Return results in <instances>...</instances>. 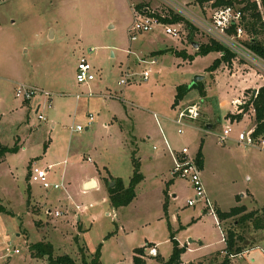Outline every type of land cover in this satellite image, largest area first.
Segmentation results:
<instances>
[{"label":"rangeland","instance_id":"obj_1","mask_svg":"<svg viewBox=\"0 0 264 264\" xmlns=\"http://www.w3.org/2000/svg\"><path fill=\"white\" fill-rule=\"evenodd\" d=\"M169 1L179 4L180 10ZM256 1L264 20V6ZM139 4L148 13L172 16L169 20L174 14L183 15L191 25L173 22L180 28L178 37L159 28L139 33L132 41L133 6ZM235 5L242 7L245 2ZM221 6L199 0H0V145H20L0 161V264H49L47 257L32 255L30 245L38 241H50L55 255L68 253L78 261L81 247L89 260L102 243L103 263L116 264L118 256L128 258L123 246L119 247V237H124L131 250L147 243L153 246L154 241L159 257L167 260L173 250L171 232L188 245L183 255L187 262L221 264L229 257L230 264H264V231L248 224L237 227L244 233L246 249L230 256L223 239L229 228L236 227L235 219L218 218L222 230L218 215L201 210L203 201L190 206L188 199L195 196L192 182L174 176L169 157H163V131L171 145L174 137L175 147H187L190 157L197 156L204 142L207 157L202 177L216 211L237 205L247 211L264 206V146L218 141L226 124L232 125L231 134L237 137L254 124L251 119L231 120L226 108L218 107L226 89H216L212 100L218 114L208 120L213 128L198 129L190 122L178 133L179 125L167 119L175 117L188 101H200L197 121L205 115L208 105L203 106L198 88L180 101V108L174 105L176 86L191 84L197 75L212 78L211 72L220 70L241 83L253 78L257 84L264 82V60L256 55L235 53L231 62L223 61L214 70L209 67L221 52L197 55L194 61L177 55H194L193 42L216 40L195 17L209 18ZM263 36L258 35L259 39ZM251 37L246 32L239 40L243 44ZM82 55L89 58L95 74L85 84L76 78ZM146 70L150 71L148 80L142 75ZM126 71L133 76L126 84L119 83ZM208 80L209 76L207 81L203 78L204 87ZM22 84L48 91L51 97L40 91L32 99L17 97L16 88ZM77 94L82 97L78 99ZM252 96V89H247L243 103L249 105ZM89 113L95 115L94 123L82 131L72 130L78 124L86 126ZM39 114L46 120H40ZM134 155L144 159L145 178L129 205L115 208L103 184L99 189L82 186L84 178L106 168L128 185ZM156 157L163 159L160 173L149 162ZM51 164L48 180L52 186L45 189L30 181L40 203L28 201L32 166ZM55 183L60 187L55 188ZM76 204L86 208L78 210ZM81 226L87 230L81 232ZM149 249L148 264H155L157 257Z\"/></svg>","mask_w":264,"mask_h":264},{"label":"trees","instance_id":"obj_2","mask_svg":"<svg viewBox=\"0 0 264 264\" xmlns=\"http://www.w3.org/2000/svg\"><path fill=\"white\" fill-rule=\"evenodd\" d=\"M201 3L206 1H213V5L216 6H226L235 5L237 3H244L241 8L244 11V28L248 33H251L253 37L246 42L248 48H250L257 56L264 60V38L259 39L258 35H264V20L263 15L259 11L258 2L250 0H199ZM264 6V0H261ZM142 5H137L138 9H141ZM249 11V15L248 12ZM173 19H165L166 21H185L188 25V19L183 15L174 14ZM264 37V36H263ZM211 52H221L222 56L216 58L212 65H210V70H214L223 61H229L233 59L235 53L231 51L228 47L219 41L212 40L211 43L200 44L197 52L192 54H185L182 52H177L178 56L184 57L185 59L193 60L197 55H207ZM194 88H198L199 91L204 95L205 87L202 80H199L191 84H180L176 87V95L174 105H177L184 97ZM250 105L253 106L254 117H255V132L254 136L264 137V84L259 88L258 93L254 101L248 104L241 105L242 112L237 115H230L232 119L241 118L244 112L250 109ZM20 149V145L16 142L13 146L0 145V161L8 154L17 152ZM197 162L200 167H203V151L202 148L199 149L197 156ZM133 166L134 172L129 184L126 186L121 177H114L110 175L105 178V183L107 190L109 192V198L112 205L115 208L129 205L137 195L136 188L138 184L143 180L144 175L141 172L140 160L133 156ZM31 174V173H29ZM30 176V175H29ZM2 208V209H1ZM0 210H3V206L0 205ZM217 214L220 220H227L229 218H234L235 223L233 228H229L226 232V248L228 254L240 253L246 249L243 245L245 241L244 233L237 229V227L243 225H250L254 229L264 231V206L251 211H247L244 205H237L231 207L229 210L217 209ZM236 228V229H235ZM78 239V237H77ZM171 239L173 242V250L170 257L167 260H162L159 254L156 255L157 262L155 264H182V256L187 250V245H181L178 239L175 238V233L171 232ZM247 245V244H246ZM152 247L151 243L146 244L143 247H137L134 249L133 263L134 264H148V249ZM102 243L97 247L96 252L88 260L84 254V249L81 247L82 259L80 261L76 260L68 253L55 255L54 245L48 241H38L30 245L32 255L38 258L47 257L49 264H102ZM154 256V255H153ZM231 260L226 257L222 264H230Z\"/></svg>","mask_w":264,"mask_h":264},{"label":"built area","instance_id":"obj_3","mask_svg":"<svg viewBox=\"0 0 264 264\" xmlns=\"http://www.w3.org/2000/svg\"><path fill=\"white\" fill-rule=\"evenodd\" d=\"M176 9L180 10V5L174 1H169ZM134 20L133 24L129 28L130 39L136 40L139 33L154 31L156 29H163V31L173 37H178L180 35V28L173 24V22L166 21L165 19L171 18L165 14H157L154 12L148 13L146 9H138L133 6ZM244 11L241 7L237 5H226L221 6L214 10L209 18L204 17H195L198 25L205 30L209 35L215 38L217 41L224 44L231 51L238 54H243L245 56L256 55L248 46L245 41L243 44L240 42V38L246 34V29L244 28ZM246 49V50H245ZM222 54V53H221ZM257 56V55H256ZM259 57V56H258ZM151 62H154L152 60ZM143 78L145 80L149 79L150 71L146 70L143 72ZM133 76L132 73L126 71L125 77L119 81V83L126 84L130 77ZM76 78L79 83H89L95 79V74L93 72V65L89 58L86 55H82L79 58L77 65ZM42 92L45 96L51 97V93L48 91H41L36 87L19 85L16 88V96L21 97L25 100L32 99L37 92ZM89 96H92L93 93L89 92ZM78 99L82 97L81 94L76 95ZM51 100V98H49ZM156 120H159V115L154 113ZM201 117L200 101L195 103H190L184 108H181L175 118L173 119L179 125L178 133H183V126L186 123H192L197 121ZM40 120H46L43 114H39ZM95 115L93 113L88 114L87 125L78 124L72 128V130L82 131L85 128H89L94 123ZM233 128L231 124H227L222 132L218 135V141L222 144H225L231 137V132ZM255 127H250L239 132L238 142L243 146H264V137L256 138L254 136ZM164 135V131H163ZM165 144L170 151L173 157V168L172 174L178 177H184L189 179L194 187L195 196L188 199V204L190 206L196 205L199 201H203L205 208L211 214L215 216L218 215L216 207L214 206L213 201L208 195L207 189L205 187L203 177H202V168L197 162L196 156L190 157L188 154V148L183 147L181 154H177L173 149L169 139L164 135ZM66 162V161H65ZM52 167L51 165L48 168H40L36 165H33L31 168L30 180L32 182H39L41 185L48 189L52 186L48 180V170ZM55 188H59L60 185L55 183L53 185ZM92 206V205H91ZM81 204H76V209H85ZM50 212V210H48ZM59 213L56 212V215ZM217 217V216H216ZM217 217L218 223L220 220ZM226 237V236H225ZM150 255L156 256L158 254V249L156 246H152L149 249ZM242 252L238 253L241 254ZM230 256H234L231 254Z\"/></svg>","mask_w":264,"mask_h":264},{"label":"crops","instance_id":"obj_4","mask_svg":"<svg viewBox=\"0 0 264 264\" xmlns=\"http://www.w3.org/2000/svg\"><path fill=\"white\" fill-rule=\"evenodd\" d=\"M161 46H162V48H166L167 47V45L166 44H162L161 43ZM198 49V48H197ZM216 57H218V55H216ZM215 57V58H216ZM197 58V56L193 59V60H190V61H194L195 59ZM211 74H214L213 75V77L211 78V76L210 75H204L203 76V78H205V80L207 81V76H209V79H210V81L208 82V83H206V86H205V94L202 96L203 98H204V105L203 106H207L208 105V107H205V115L199 120V121H195V122H192L191 124H193L194 125V127L195 128H198V129H206L207 127H211V128H213L214 126H213V124H210L211 123V121H208V120H211L212 118H214V119H216L215 117H216V115H218L217 114V112H216V109H215V107H214V105H213V102H212V100L213 99H215L216 98V89L218 90L219 88H223V89H226L225 91H224V94H223V98L219 101V103H218V107L219 108H226V112H228L227 114H228V117L227 118H229V119H231L232 120V118H231V116L230 115H237V114H239V113H241L242 112V108H241V105H243V104H245V103H243L244 101H242V100H245V98H246V90L247 89H252V93H254V90L255 89H257V90H259V88L264 84V82L262 81H260V83L259 84H257L256 83V81H255V79L253 78V79H247V80H245L244 81V83L242 82L241 83V80H239V79H237V78H235L234 77V79H233V75H230L229 77L227 76V74L226 73H223V72H221L220 70H216V71H212L211 72ZM223 78V80L222 81H220L221 79ZM203 80V79H202ZM224 80H225V82H224ZM224 82V83H223ZM238 82V83H237ZM183 84H186V83H183ZM180 85V84H179ZM178 86V85H177ZM176 86V87H177ZM176 94V93H175ZM201 94V93H200ZM202 95V94H201ZM186 97V96H185ZM191 102H194V101H188L187 103H185V104H183L182 106H184V105H186V104H190ZM250 102H251V100H250ZM178 106L177 107H179L180 106V102H179V104H177ZM251 107V106H250ZM180 108V107H179ZM253 111H251V108H250V110H248L247 112H244L243 113V116L241 117V118H236L235 120H239V119H242V120H248V121H250V119L251 120H254V124L252 125V126H250V127H255V117L253 116ZM175 117H170V118H167L168 120H171V121H173V119H174ZM251 122V121H250ZM203 124L205 125V127H203ZM210 125V126H209ZM227 125V124H226ZM249 127V128H250ZM234 130V129H233ZM232 130V131H233ZM163 137V140H164V135H162ZM162 139H159V141L160 142H162L161 141ZM172 147H173V149L175 150V152L177 153V154H181V150H182V148L183 147H185V146H183L182 148H178V147H175V145H176V139L173 137L172 138ZM229 141H232L233 143L235 142V143H237V144H239V142H238V137L237 136H233V134H231V137H230V140ZM164 144H165V141H164ZM205 146H204V142H203V145H202V151H203V167H202V171H203V169H204V167H205V160H206V157H207V153H206V150H205V148H204ZM165 148H166V152H165V155L163 154V157H165V159L167 158V157H169V161H170V168H169V170L172 172V168H173V157H172V155H171V153H170V151L168 150V148H167V146L165 145ZM137 150L136 149H134V152H136ZM167 156V157H166ZM157 158V157H156ZM144 159L141 157L140 158V163H141V169L144 167L143 166V163L141 162V161H143ZM163 159H158L157 158V160H154V159H152V161H150L149 160V162H150V164L152 165V167H153V170H155V171H158V173H160L159 171H160V169L162 168V165H163V162H162V165H161V161H162ZM66 160H64V163H66L65 162ZM51 166L53 167L54 165L53 164H51ZM142 172V171H141ZM143 173V172H142ZM110 175H112V176H114V177H121V176H118V175H115V174H113L111 171H110V169L109 168H106V170L104 169V171H101L100 169L99 170H97L95 173H93V174H91V175H89L87 178H84L83 180H82V186L83 187H85V184H86V182L87 181H89V180H91V179H94L95 180V182H96V185L94 186V187H91V188H95V189H99L100 188V186H102V184L103 185H105L106 186V183H105V178H107V177H109ZM133 175V174H132ZM143 175H144V178H145V174L143 173ZM122 178V177H121ZM131 178H132V176H131ZM131 178H130V180H131ZM144 178H143V180H144ZM142 180V181H143ZM30 181L31 180H29V185H28V187H27V189H28V192H29V195H28V201H31V202H36L37 204H39L40 202H38L36 199H37V196L35 195V192H34V188H33V184L32 183H30ZM123 181H124V179H123ZM141 181V182H142ZM32 182V181H31ZM130 182V181H129ZM125 183V182H124ZM141 184V183H140ZM139 184V185H140ZM126 185V184H125ZM127 186V185H126ZM86 189H90V188H87V187H85ZM106 188H107V186H106ZM107 192H108V190H107ZM108 195H109V192H108ZM209 195V194H208ZM244 196V195H243ZM210 197V196H209ZM110 199V198H109ZM221 209V208H220ZM203 212H207V209L205 208V207H202V209H201ZM200 210V211H201ZM222 210V209H221ZM224 211H226V210H224ZM13 214H15V212H13ZM219 225H221V223L219 222ZM221 228H222V225H221ZM80 230H81V232L82 231H85V230H87V228H84V226H81V228H80ZM222 230H223V228H222ZM118 232V231H117ZM224 233V232H223ZM114 233H112V234H108L109 236H111V235H113ZM18 235H21V233H18ZM225 235V234H224ZM78 236V235H77ZM226 236V235H225ZM112 237H116L115 235L114 236H112ZM120 239H119V242H118V244H119V247L121 248V245L123 246V248L125 249V251H126V255H127V257L128 258H124V259H120V256H118L119 257V261L116 263V264H134L133 263V255H134V249L133 250H131L130 249V247H129V245H128V243L126 242V240L124 239V237H119ZM223 240H225V237H224V239ZM179 241V240H178ZM107 242V241H106ZM226 242V241H225ZM153 243V246H156L157 247V249H158V246L156 245V242H152ZM148 244V243H147ZM181 244V243H180ZM182 245V244H181ZM226 248V247H225ZM224 248V249H225ZM187 249H189L188 248V245H187ZM223 249V250H224ZM223 252V251H222ZM246 252H249V249H247L246 250ZM245 252V253H246ZM244 253V254H245ZM158 254H159V249H158ZM218 254H220V252H218ZM184 255V254H183ZM244 256V255H243ZM242 256V257H243ZM77 259V258H76ZM90 259V258H89ZM102 260H103V252H102V258H101ZM162 259V258H161ZM163 260V259H162ZM182 260H183V263L182 264H188V263H191V264H195L194 262H198V263H196V264H207L206 262H203L202 260H195V261H193V260H190V261H185L184 259H183V256H182ZM206 260V259H205ZM204 260V261H205ZM199 262H201V263H199ZM203 262V263H202ZM223 262V261H222ZM222 262H221V264H222ZM102 263H103V261H102ZM104 264V263H103Z\"/></svg>","mask_w":264,"mask_h":264},{"label":"water","instance_id":"obj_5","mask_svg":"<svg viewBox=\"0 0 264 264\" xmlns=\"http://www.w3.org/2000/svg\"><path fill=\"white\" fill-rule=\"evenodd\" d=\"M193 46H194L195 48H198V47L200 46V43L193 42ZM202 79H203V75H197L196 78L194 79V81L192 82V84L195 83V82H197V81H199V80H202ZM257 93H258V90L255 89V90H254V93H253V96H252V98H251V103H252V102L254 101V99L256 98ZM209 126H210V125H209ZM95 185H96L95 180H94V179H91V180H89V181L86 182L85 187H87V188H91V187H94Z\"/></svg>","mask_w":264,"mask_h":264}]
</instances>
